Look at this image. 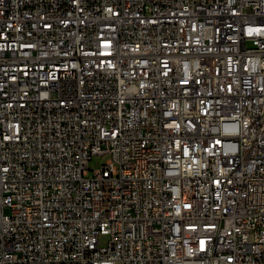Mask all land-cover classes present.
<instances>
[{
    "label": "built area",
    "instance_id": "2783aa9c",
    "mask_svg": "<svg viewBox=\"0 0 264 264\" xmlns=\"http://www.w3.org/2000/svg\"><path fill=\"white\" fill-rule=\"evenodd\" d=\"M0 264H264V0H0Z\"/></svg>",
    "mask_w": 264,
    "mask_h": 264
},
{
    "label": "rangeland",
    "instance_id": "374dc122",
    "mask_svg": "<svg viewBox=\"0 0 264 264\" xmlns=\"http://www.w3.org/2000/svg\"><path fill=\"white\" fill-rule=\"evenodd\" d=\"M108 157L107 156H96L94 157L90 163H89V168L90 170V175L92 174L93 169L100 168L105 162L107 161ZM108 236H101L100 240L103 245H105L108 241Z\"/></svg>",
    "mask_w": 264,
    "mask_h": 264
}]
</instances>
